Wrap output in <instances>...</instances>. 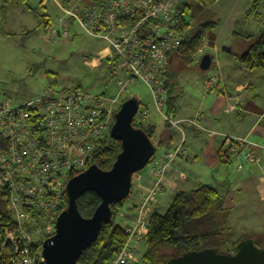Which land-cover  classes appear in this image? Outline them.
<instances>
[{
	"label": "built area",
	"instance_id": "2783aa9c",
	"mask_svg": "<svg viewBox=\"0 0 264 264\" xmlns=\"http://www.w3.org/2000/svg\"><path fill=\"white\" fill-rule=\"evenodd\" d=\"M70 1V0H69ZM59 4L58 13L45 27L47 41L73 42L81 33L105 43L96 56L123 74L120 91L112 98L80 89L54 94L48 90L16 103L0 97V193H5L6 212L12 225L0 233V264H45L44 240L55 231L56 220L66 207L68 180L85 171L110 131L120 96L127 85L144 83L154 99V112L164 114L166 72L180 47V14L189 0H71ZM215 79L207 88H215ZM148 108L138 109L136 123L146 122ZM236 170L244 164L261 165L245 138L228 139ZM185 154L182 144L157 152L147 175L155 187L145 192L138 172L132 176L129 197L134 199V227L123 226L126 240L105 264H150L143 246L148 233L146 204L161 191L171 162ZM180 179H185L179 174Z\"/></svg>",
	"mask_w": 264,
	"mask_h": 264
},
{
	"label": "crops",
	"instance_id": "0c3cea01",
	"mask_svg": "<svg viewBox=\"0 0 264 264\" xmlns=\"http://www.w3.org/2000/svg\"><path fill=\"white\" fill-rule=\"evenodd\" d=\"M215 5L217 9L214 15L217 17L218 30L214 29L207 34L210 50L207 54L211 56V66L215 70L209 79H215L217 84L215 88L208 89L205 81L199 98H187L182 101L185 92L178 74L177 82L181 95L176 103L177 110L168 120L169 126L159 132L157 139H160L161 150L182 144L185 154L171 162L161 183L160 193L153 195L146 204V217L149 220L153 211L160 212L178 192H187L200 184H206L217 188L223 194V207L229 210L228 226L236 236L264 233V186L261 181V165L250 163L243 172H238L236 159H232L230 164H220L217 155L222 145L230 147L228 139L245 138L253 144L255 155L264 159V70H244L235 59L236 55L246 51L264 34L262 28L257 31L246 30L252 14L257 20L261 18L264 22V0H217ZM196 6V18H202L199 15L204 13V7L208 5L197 3ZM242 35L244 41L237 43L235 39ZM223 40H230L231 44L222 46ZM203 48L199 54L203 53ZM97 53L84 63L95 68L89 61L95 58ZM117 87L118 89L112 91L109 96L104 93L105 96L114 97L120 91V87ZM124 96L126 97V94L120 98ZM157 115L163 119L159 122L154 118L148 119L147 124L160 125L166 120L165 113ZM165 131L166 137L161 138L160 135ZM148 167L150 168V165ZM147 171L138 174V182L145 192L155 187L154 178L149 177ZM234 173H237V176ZM179 174H183L185 179L178 178ZM247 193L253 195L251 198L258 203L255 213L249 211ZM135 203L131 198L123 203L116 214L117 223L134 227ZM239 219H245L249 224L253 222L255 227L240 233L234 229Z\"/></svg>",
	"mask_w": 264,
	"mask_h": 264
},
{
	"label": "trees",
	"instance_id": "16d2710c",
	"mask_svg": "<svg viewBox=\"0 0 264 264\" xmlns=\"http://www.w3.org/2000/svg\"><path fill=\"white\" fill-rule=\"evenodd\" d=\"M11 1L29 8L28 0H5V3ZM216 1L189 0L182 8L179 30L184 37L180 47L172 55L166 72L164 113L167 119L160 125L133 121V125L142 129L156 148L160 147V139H157L159 132L169 126L168 120L175 115L177 110L176 103L181 95L177 82L178 69L181 66H190L194 62L192 56L203 47L208 32L218 26V21L211 20L198 22L194 28H191V4L197 2L203 5H213ZM44 17L48 18L41 16L37 27L45 25ZM263 49L264 34L246 51L236 55V62L247 71L264 70ZM177 61L180 62L179 65L174 66ZM78 88L76 87L77 90ZM139 105L140 108H147L140 102ZM120 150V142L107 135L102 139L91 164H96L102 170H108ZM217 155L220 164L232 162L233 158L228 146L222 145ZM125 200L112 206L111 221L103 225L97 239L83 252L77 264H105L120 250L126 240V235L123 226L116 221V209L120 208ZM223 202V194L217 188L206 184H200L187 192H178L164 213L153 211L149 216L148 233L144 240L145 260L150 264H166L169 259L188 251L215 248L219 251L230 252L234 251L237 244L245 239H252L256 246L262 247L264 233L236 236L233 229L228 226L229 210L223 207ZM99 204L100 198L94 192H86L77 200L78 210L85 218L90 217ZM5 205V193H0V233L4 228L12 225V219L7 214Z\"/></svg>",
	"mask_w": 264,
	"mask_h": 264
},
{
	"label": "rangeland",
	"instance_id": "374dc122",
	"mask_svg": "<svg viewBox=\"0 0 264 264\" xmlns=\"http://www.w3.org/2000/svg\"><path fill=\"white\" fill-rule=\"evenodd\" d=\"M55 1L59 4H67L69 0ZM196 4L197 2L191 4L190 7L191 28H194L201 21H216L217 17L214 15V11L217 9V5L215 3L204 7V13L199 15L203 19L196 18ZM28 5L29 8L14 1L5 3V0H0V97L9 98L11 101L19 103L37 97L48 89L54 94H61L72 92L76 87H79L78 89L90 94L105 93L108 96L112 91L118 89L117 81L124 80V78L122 72L113 68L112 63L104 61L95 68L84 63L85 60L95 56L98 51L103 49L105 43L92 39L85 33H81L73 42L67 44L49 42L45 27L52 22L51 20L59 12L58 5L53 0H28ZM41 16L48 18L44 17L43 19L46 22L45 25L37 27ZM258 28H262L261 30L264 32V22L261 18L257 20L252 14L246 30L257 31ZM215 30L217 31L218 27ZM208 39L209 35L206 36L203 53L199 54L200 50H198L192 56L194 62L190 66H181L178 69L179 80L185 92L182 101L187 98H199L204 88L203 83L207 82L215 72L213 66L204 71L200 69L199 65L202 56L210 51ZM244 39V35H242L235 41L237 43L243 42ZM221 43L222 46H226L231 44V41L223 40ZM95 58L89 61L91 65L96 66L98 64V60ZM179 63V61L175 62L174 66L179 65ZM125 94L126 97L119 98L116 110L126 98L133 97L142 106L149 109L150 117L146 121L154 118L159 122L160 119H163V117L158 118L159 115L154 112V99L144 83L136 82L127 85ZM165 117L164 119H167ZM160 137L165 138L166 131ZM161 149L158 147L157 152L162 151ZM247 164H244L243 171L246 169L245 167H248ZM145 170H149L148 165L142 171ZM246 196L249 201V211L251 213L257 212L258 203L251 198L253 195L247 193ZM128 198L130 197L128 196L126 200ZM132 200L134 201V199ZM170 202L171 200L160 209L161 213L167 210ZM116 210L117 214L119 208ZM252 224L253 222L249 224V221L239 219L234 229L244 233L255 227ZM122 226H126V224Z\"/></svg>",
	"mask_w": 264,
	"mask_h": 264
},
{
	"label": "water",
	"instance_id": "95a60500",
	"mask_svg": "<svg viewBox=\"0 0 264 264\" xmlns=\"http://www.w3.org/2000/svg\"><path fill=\"white\" fill-rule=\"evenodd\" d=\"M212 59L204 54L201 70L211 67ZM139 101L130 97L113 115L109 135L120 142L121 150L108 170L96 164L70 178L66 184L67 205L59 214L54 234L42 244L45 264H77V261L97 239L104 224L113 217L112 206L125 200L130 193L132 176L142 171L156 153V146L147 134L133 125ZM86 192H94L100 204L93 214L81 216L77 200ZM166 264H264V245L258 247L252 239L239 242L232 252L218 249L188 251L169 259Z\"/></svg>",
	"mask_w": 264,
	"mask_h": 264
},
{
	"label": "flooded vegetation",
	"instance_id": "af4514ba",
	"mask_svg": "<svg viewBox=\"0 0 264 264\" xmlns=\"http://www.w3.org/2000/svg\"><path fill=\"white\" fill-rule=\"evenodd\" d=\"M230 252H232V253H233V251H230Z\"/></svg>",
	"mask_w": 264,
	"mask_h": 264
},
{
	"label": "bare ground",
	"instance_id": "6f19581e",
	"mask_svg": "<svg viewBox=\"0 0 264 264\" xmlns=\"http://www.w3.org/2000/svg\"><path fill=\"white\" fill-rule=\"evenodd\" d=\"M254 238V237H253Z\"/></svg>",
	"mask_w": 264,
	"mask_h": 264
}]
</instances>
